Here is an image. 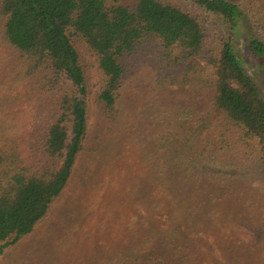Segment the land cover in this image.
<instances>
[{
  "label": "trees",
  "instance_id": "obj_1",
  "mask_svg": "<svg viewBox=\"0 0 264 264\" xmlns=\"http://www.w3.org/2000/svg\"><path fill=\"white\" fill-rule=\"evenodd\" d=\"M197 6L220 26L216 49L207 46L200 16L165 0H0V50L16 52L21 80L43 75L52 89H58L56 117L42 133L32 132L27 150L16 134L0 137V256L47 215L79 155L88 148L93 132L89 96L100 110L96 128L100 126L103 133L120 118L123 87L133 61L142 54L150 57L148 86L157 97L168 92L170 84L189 83L198 67L196 60L213 70L214 98L205 115L192 120L184 110L179 119L168 114L158 117L169 138L149 151L152 184L175 194L177 200L189 197L198 205L203 199L199 189L163 175L164 165L156 155L163 152L171 157L188 152L194 165L196 160L211 159L212 173L205 176L210 185L219 172L231 174L223 158L230 153L239 156L238 150H244V156L251 154L253 165L264 172V36L246 19L248 12L264 13V0H198ZM79 43L93 57L100 75L94 92ZM211 131L216 133L214 143L208 136L204 139ZM257 206L239 199L228 214L240 227H259L253 236L263 238L252 254L231 256L234 264H264V207L260 205L259 212ZM188 258L181 236L157 230L134 250L87 264L115 260L116 264H192Z\"/></svg>",
  "mask_w": 264,
  "mask_h": 264
},
{
  "label": "rangeland",
  "instance_id": "obj_2",
  "mask_svg": "<svg viewBox=\"0 0 264 264\" xmlns=\"http://www.w3.org/2000/svg\"><path fill=\"white\" fill-rule=\"evenodd\" d=\"M165 1L200 16L207 46L216 49L220 26L213 16L202 15L198 0ZM251 12L246 15L249 25L264 36V13L256 16ZM242 44L239 48L249 63ZM77 48L89 89L94 92L100 79L94 59L82 43ZM149 59L142 54L133 61L122 90L120 118L104 127L103 133L100 126L96 128L100 110L93 95L89 96L93 132L88 148L76 160L58 201L30 234L5 250L0 264H87L134 250L157 230L181 236L192 264H234L231 256L250 255L259 239L262 243V237L253 236L259 227H240L228 216L239 199L259 205V212L260 205L264 207L260 198L264 196V172L253 165L251 154L244 156V150L236 151L239 156L230 153L223 158L231 174L219 172L212 185L205 177L212 173L211 159L196 160L194 165L188 152L177 157L156 154L165 177L173 176L172 182L199 189L203 199L198 205L191 204L189 197L177 200L175 194L152 184L149 151L159 149L169 138L158 117L168 114L179 119L180 111L185 110L190 119H197L211 109L214 90L213 70L196 60L198 67L189 83L170 84L168 92L157 97L148 86ZM21 70L15 51L0 50V137L16 134L27 150L32 132L42 133L56 117L58 89H52L43 75L21 80ZM207 136L215 142L214 131L204 139ZM261 259L264 263L263 253Z\"/></svg>",
  "mask_w": 264,
  "mask_h": 264
}]
</instances>
